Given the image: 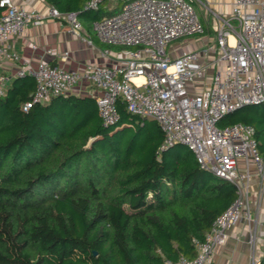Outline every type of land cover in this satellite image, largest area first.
<instances>
[{
	"label": "trees",
	"instance_id": "16d2710c",
	"mask_svg": "<svg viewBox=\"0 0 264 264\" xmlns=\"http://www.w3.org/2000/svg\"><path fill=\"white\" fill-rule=\"evenodd\" d=\"M44 1L77 11L90 30L121 7L104 2L91 16L82 10L86 0ZM34 89L33 77H16L0 95V264L194 257L195 242L205 240L236 187L202 168L185 144L162 148L158 123L130 113L120 98L117 122L105 126L91 96H56L23 111ZM238 122L253 127L264 154V103L227 113L218 125Z\"/></svg>",
	"mask_w": 264,
	"mask_h": 264
},
{
	"label": "built area",
	"instance_id": "2783aa9c",
	"mask_svg": "<svg viewBox=\"0 0 264 264\" xmlns=\"http://www.w3.org/2000/svg\"><path fill=\"white\" fill-rule=\"evenodd\" d=\"M106 1L86 0L82 10L96 11ZM118 1L120 9L92 22L95 36L110 46L101 50L103 58L111 55V46L122 48L125 56L115 66L93 62L79 72L54 65L44 55L36 66L23 60L14 50L12 38L20 36L29 24L46 18L63 20L80 36L81 22L74 10L60 12L49 6L40 11L13 0H0V57L17 64L14 77L31 76L35 81L30 100L22 104L23 111L34 103L69 94L85 79L100 91L95 101L105 126L117 122L120 98L130 113L158 123L165 138L162 148L185 144L202 168L231 182L237 197L212 222L205 240L195 242V256L166 262L207 264L214 249L227 241L228 230L251 220L253 179L257 200L264 201V154L258 150L253 127L241 122L218 125L227 113L264 103V0H233L228 18L212 12L215 38L199 50L173 45L205 32L193 0ZM68 57L67 51L60 55L62 61ZM7 81L0 74V95L5 93ZM253 227L249 228V264L258 262L256 225Z\"/></svg>",
	"mask_w": 264,
	"mask_h": 264
},
{
	"label": "crops",
	"instance_id": "0c3cea01",
	"mask_svg": "<svg viewBox=\"0 0 264 264\" xmlns=\"http://www.w3.org/2000/svg\"><path fill=\"white\" fill-rule=\"evenodd\" d=\"M15 3L24 4L27 7H35L40 11H46L50 5L44 0H13ZM204 5L200 6V17L205 27V32L201 35L186 37L175 41L174 46H180L183 49L199 50L204 47L207 42L214 40L216 19L212 12L228 18L233 6V0H202ZM118 0L106 1V5L114 8L118 4ZM81 30L80 36L74 34L69 25L63 20L46 18L39 23L29 24L20 36L12 38L14 42V50L19 56L29 61L33 66L42 55L54 65L62 66L65 69L83 71L88 63H99L108 66H115L124 54L122 49L112 48V53L106 58L101 55V50L107 46L101 43L95 36L94 32L89 29V20L80 17ZM90 38V42L88 39ZM36 46L37 48H33ZM179 48V49H181ZM50 49L52 54L46 55L44 51ZM178 49V50H179ZM176 53H179V51ZM65 51L69 52L67 61H62L60 55ZM121 57V58H120ZM17 64L11 60L0 57V74L8 78L7 86L12 82ZM69 94L79 96L94 97L100 94L87 80L83 79L76 85ZM251 202L249 222L240 221L234 227L228 230L227 241L217 246L207 264H249L252 252L250 243L249 228L254 229L256 225L257 238L255 241V256L257 259L264 252V201L257 200L256 197V179L251 184Z\"/></svg>",
	"mask_w": 264,
	"mask_h": 264
},
{
	"label": "rangeland",
	"instance_id": "374dc122",
	"mask_svg": "<svg viewBox=\"0 0 264 264\" xmlns=\"http://www.w3.org/2000/svg\"><path fill=\"white\" fill-rule=\"evenodd\" d=\"M192 5H193V7L195 8L197 14H198L199 17H200V6H201L200 2H199L198 0H193V1H192ZM201 7H202V6H201ZM90 14H91V16L95 15V11H91ZM200 19H201V17H200ZM92 31H93V30H92ZM93 32H94V31H93ZM94 34H95V33H94ZM124 56H125V54L122 55V57H124ZM245 221H246V220H245ZM256 234H257V233H256Z\"/></svg>",
	"mask_w": 264,
	"mask_h": 264
},
{
	"label": "bare ground",
	"instance_id": "6f19581e",
	"mask_svg": "<svg viewBox=\"0 0 264 264\" xmlns=\"http://www.w3.org/2000/svg\"><path fill=\"white\" fill-rule=\"evenodd\" d=\"M140 78H138V80H139Z\"/></svg>",
	"mask_w": 264,
	"mask_h": 264
}]
</instances>
